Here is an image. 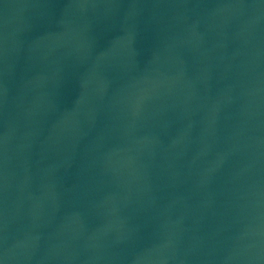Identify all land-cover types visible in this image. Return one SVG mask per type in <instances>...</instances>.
I'll use <instances>...</instances> for the list:
<instances>
[{"label":"water","instance_id":"water-1","mask_svg":"<svg viewBox=\"0 0 264 264\" xmlns=\"http://www.w3.org/2000/svg\"><path fill=\"white\" fill-rule=\"evenodd\" d=\"M0 264H264V0H0Z\"/></svg>","mask_w":264,"mask_h":264}]
</instances>
